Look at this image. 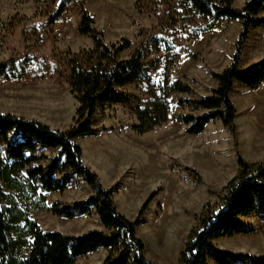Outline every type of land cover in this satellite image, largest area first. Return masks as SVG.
<instances>
[{
	"label": "rangeland",
	"instance_id": "obj_1",
	"mask_svg": "<svg viewBox=\"0 0 264 264\" xmlns=\"http://www.w3.org/2000/svg\"><path fill=\"white\" fill-rule=\"evenodd\" d=\"M137 1L0 0V63L29 57L57 70L51 77L32 71L21 79L0 78V112L39 119L55 129L64 130L73 124L78 102L70 91L64 53L93 46V41L79 32L84 9L93 17L95 28L104 32L107 42L131 40L122 58H129L139 47H144V61L163 58V53L153 51L149 34L159 33L160 24L175 14L176 0H154L143 10L136 8ZM246 1L235 0L234 4L242 8ZM63 2L62 14L51 22L50 17ZM260 16L264 17V11ZM241 28L240 20L224 18L197 38L186 32L177 39L178 57L171 67V79L189 83L195 91L190 97L208 95L217 86L214 74L232 63ZM262 58L261 27L250 32L239 66L245 68ZM159 80L160 76L154 77V81ZM127 91L144 98L132 86ZM184 96L172 95L170 121L148 134L135 133L131 127L136 119L130 108L115 104L98 110L92 134L76 138L82 147V161L98 174L104 187L115 189L119 211L134 221L137 235L145 242V256L156 264H178L205 204L220 199L223 187L239 172L240 157L248 162L264 160V84L257 89L235 84L231 98L237 109L236 133L214 120L200 134H189L187 125L178 120L180 115L190 113L177 104ZM40 152L49 157L41 161L43 165L57 154L52 148H40ZM70 173L71 181L63 192L44 191L47 206L32 211L33 219L44 230H59L65 235L103 228L95 209L73 218L53 212L55 205L74 210L76 203L94 194L82 176ZM240 220L254 225L255 232L222 235L215 242L221 249L249 252L257 264H262L264 220L254 215ZM26 239L22 253L29 251L31 236L28 234ZM107 254V249L100 248L76 264H102Z\"/></svg>",
	"mask_w": 264,
	"mask_h": 264
},
{
	"label": "trees",
	"instance_id": "obj_2",
	"mask_svg": "<svg viewBox=\"0 0 264 264\" xmlns=\"http://www.w3.org/2000/svg\"><path fill=\"white\" fill-rule=\"evenodd\" d=\"M153 1L138 0L136 8L143 10ZM176 3L178 10L160 24L159 33L149 34L153 51L164 54L163 58L151 61L143 60L144 47L137 48L129 58H122L131 40L107 42L104 32L95 28L93 17L83 10L79 32L89 37L93 46L64 53L70 91L78 102L69 128L55 129L39 119L0 112V264H76L100 248L108 250L102 264H156L145 256V242L137 235L134 221L119 211L114 200L115 189L104 187L98 174L82 161V147L76 138L92 134L98 110L115 104L130 108L136 119L131 127L135 133L153 132L170 121L175 93L187 95L180 97L177 104L190 112L178 117L187 125L189 134H200L214 120H220L231 133H236L237 109L231 98L235 84L251 89L264 84V58L245 68L239 66L250 32L264 28V17L260 16L264 0H247L242 8L235 6V0H176ZM64 4L50 17L51 22L62 14ZM224 18L238 19L242 24L232 63L214 74L217 86L208 95L190 97L195 92L193 87L170 76L178 57L177 39L186 32L197 38ZM20 66V71H15ZM32 71L43 77L57 72L29 57L20 62L0 63V78L5 80L21 79L30 76ZM155 76H160V80L154 81ZM128 86L144 98L127 91ZM198 111L207 112L194 114ZM40 148L55 149L57 154L43 165L41 161L49 157ZM238 164L239 172L223 187L220 199L205 204L188 234L178 264H209L210 261L257 264L249 252L221 249L215 242L222 235L255 232L254 225L240 218L254 215L264 220V160L248 162L240 157ZM70 171L82 176L94 194L85 202L76 203L74 210L55 205L53 212L73 218L77 213L95 209L103 228L65 235L59 230H44L33 219L32 211L47 206L44 191L63 192L71 181ZM146 207L147 202L143 209ZM28 234L31 236L29 251L22 253Z\"/></svg>",
	"mask_w": 264,
	"mask_h": 264
}]
</instances>
